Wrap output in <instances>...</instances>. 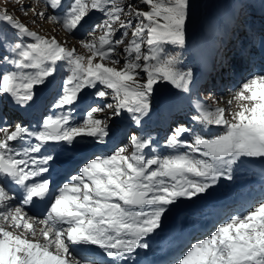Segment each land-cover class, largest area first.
Wrapping results in <instances>:
<instances>
[{"label": "snow or ice", "instance_id": "1", "mask_svg": "<svg viewBox=\"0 0 264 264\" xmlns=\"http://www.w3.org/2000/svg\"><path fill=\"white\" fill-rule=\"evenodd\" d=\"M256 2L239 0L243 23L237 18L232 37L242 60L259 57L261 65L234 85L226 107L201 102L197 72L184 61L197 0H139L146 11L131 0H43L39 12L20 6L70 34L83 30L88 55L0 12L7 29L0 28V264H139L179 202L234 180L242 159H264V0L259 29L249 19ZM93 11L103 19L90 22ZM61 64L66 75L57 85ZM37 89L56 94L33 125L20 113L40 111ZM179 98L189 100L190 123L171 111ZM154 116L169 121L162 145L152 135ZM174 264H264V196L224 217Z\"/></svg>", "mask_w": 264, "mask_h": 264}, {"label": "rangeland", "instance_id": "2", "mask_svg": "<svg viewBox=\"0 0 264 264\" xmlns=\"http://www.w3.org/2000/svg\"><path fill=\"white\" fill-rule=\"evenodd\" d=\"M67 2V0L65 1ZM131 2L135 5H138L141 10H148V8L144 5H139V0H131ZM233 2V3H232ZM237 4V5H236ZM24 5L25 8H31L34 7L36 9L37 12L41 11L42 9L45 8V5L43 4V1L40 0H0V12H2L3 10H7V12L11 15H13L14 17L18 18L21 22L25 23L30 30L36 31L38 32V34L40 35H44L47 37H53L55 36L56 39L62 43H64V46L66 48L72 49L75 48L78 54L81 55H88L89 53L87 52L86 49H84L81 46V39H75L74 37H72V35H70V33H68L60 23H54L51 20L48 19H41L39 17H34L33 12L31 10H29L27 12V15H25L21 10H20V6ZM254 7V8H253ZM252 9L250 10L251 15L249 17V19L253 22H255V25L258 24V26H260V12L259 11H255L254 9H258L260 8L259 2L257 0L256 3L253 4ZM237 8V9H236ZM219 10V11H218ZM48 14L51 15L52 11L51 9H48ZM127 11V9L125 8V12ZM240 6H239V0H197L196 3V8L194 11V14L192 16L191 21L189 22L188 25V45H192L193 49L189 52L188 49H186L183 53V57L185 62L186 61H192L195 59L200 60L201 62H203V65H207V67L209 68V70H212L213 64H212V59L210 54L208 53V50L210 49V47H212L213 49H217V45L221 44L220 41V33L217 34V36L213 34V32L216 31H220V29H227V38H229L231 40V42L227 43V42H222V45L224 46L223 49V57L226 59V56H228V52L230 50L231 47L236 46L235 45V40L232 37V28L234 26V24L237 21V18L240 19V22L243 23V17L240 14ZM95 13V11H93L90 16H92ZM99 14V12H97ZM219 13V14H218ZM222 16L224 18H226V22L224 21L221 26L222 28L219 27L220 25V21H219V17L222 18ZM127 19L126 15H122L121 16V20H125ZM35 20V23H33V21ZM228 23V24H227ZM229 26V27H228ZM0 28H4L6 29L5 25H0ZM206 31V33L204 32V30ZM201 34L202 40H199L197 38V34ZM95 36H99L102 33L97 31L95 33H93ZM9 35H11V32L9 31ZM205 36H210L211 37V41L206 40ZM241 38H243V33H240ZM120 37V33L116 34L115 38H119ZM127 39H131V30H129V35L127 37ZM258 41V38H256ZM213 40V41H212ZM247 42V41H245ZM121 48L123 47V45L120 46ZM194 47H199V51L197 53H192V51H196V48ZM169 51H171V49H169ZM211 55H213L215 53L214 50H211ZM209 57H208V56ZM218 58H221V56L219 55ZM222 59L219 60V63H221ZM209 62V63H208ZM198 63V62H197ZM238 63L234 60L233 62V66L237 67ZM199 67L196 65L195 66V70L197 71ZM59 69H65V70H58L57 73H59V77L60 79L66 75V65L61 64L59 65ZM202 69V67H201ZM225 69L227 70V66H225ZM236 71V70H235ZM220 75V81L221 83H227V76H226V72H221L219 73ZM206 80H208V77L205 78ZM206 85H203L198 88V94L200 96L201 102L202 103H206L208 105H211L212 107H216L219 106L221 104V101H223L224 98L228 97L229 99L231 98V92H233L235 89H231L230 88H226L224 86H222L221 90L219 89L218 93H210L205 91ZM170 87L169 86H163L161 89V92H168L170 91ZM42 91V89H37V92L40 93ZM90 91V90H89ZM47 92H49V90H47ZM47 92L45 94V97H47ZM222 92V93H220ZM203 95V96H202ZM40 98V102L42 103L44 98L43 94H39ZM216 98L217 102H214L213 98ZM3 106L5 108V110L7 112H12L11 109L8 108V104L7 103V97H3ZM54 99V98H53ZM52 102V101H51ZM180 106L183 110H190V107H187L185 105L181 104V100H179ZM222 105V104H221ZM227 106V105H226ZM232 110H236V103L235 101H233L232 103ZM230 118V117H229ZM168 123L169 121L164 120L163 121V129H160L159 131H154L152 133L153 138L156 139L155 136H157V140H162L164 141V137L165 134L167 132V127H168ZM194 128H196V130L199 132L200 128L198 125H193ZM151 128H156L151 127ZM216 129L217 132L216 133H221L224 131V129L222 127H212V128H207L205 127V132H209L210 130H214ZM211 133V132H209ZM212 134V133H211ZM156 147L157 150V146ZM129 151H131V149H129ZM259 160H264V159H259ZM252 163V165L255 167V170L253 173V180L255 179H260L263 178L264 179V168H262V166H264V163H260L257 164V162L255 161V158H245L242 159L240 161V163L235 167V181L233 182V184L240 183L241 181H248V178H244V175L247 174V172L251 171V169H254V167L250 164ZM261 169H258L260 168ZM250 174V176L253 175ZM249 176V177H250ZM231 181L226 182V184L230 185ZM253 183V182H252ZM261 184V183H260ZM223 180L220 182L218 187L213 188L210 191V194L214 197H216L219 193H222L223 191ZM237 189V188H233ZM248 195H245V198ZM256 196H258V194H253L252 198L254 197V199L256 198ZM208 196H204L201 197L199 200L204 201L207 200ZM225 199H234V194L233 192H229L227 191L225 194H222L218 197L217 202L222 203L224 202ZM257 199V198H256ZM214 201V199H213ZM216 202V200L214 201ZM209 215V219L210 221H212V216L209 213H207ZM205 214V215H207ZM215 216V215H214ZM204 218H200V221L198 223H196L197 226L203 227V223L205 222V220H202ZM188 224H191L190 221H186ZM182 226L181 222H178L176 229H173L170 233L167 232L166 234L168 236L172 235L173 236V241L170 240V242H174L177 238V236L180 235L179 229ZM39 236V235H38ZM30 239V238H29ZM200 239V238H197ZM173 248H169V250H171L172 252ZM169 253L165 254V256H167ZM172 264V263H171Z\"/></svg>", "mask_w": 264, "mask_h": 264}, {"label": "bare ground", "instance_id": "3", "mask_svg": "<svg viewBox=\"0 0 264 264\" xmlns=\"http://www.w3.org/2000/svg\"><path fill=\"white\" fill-rule=\"evenodd\" d=\"M237 9V8H236ZM219 11V10H218ZM240 12V11H239ZM219 14V13H218ZM226 22V21H225ZM228 24V23H227ZM229 27V26H228ZM162 89V88H161ZM41 98V97H40ZM183 100L184 99H186L187 101H189L187 98H182ZM229 100V98L228 97H226V98H224L223 99V101H221V104L219 105L220 107H226V102ZM41 103V102H40ZM12 106V105H11ZM243 187V184H239L237 187H230V189L229 190H227V191H229V192H233V188H242ZM248 197V196H247ZM246 197V198H247ZM256 198H258V196H256ZM234 199H243V196L242 195H234ZM252 199H254V197L252 198ZM211 203H209V206H212V205H214V203H216V206L217 207H219L220 206V204H219V202H214L215 201V199H214V201H213V199H211ZM203 206H204V203L202 202H195V203H191V204H189V206H187L185 209H184V211H183V213H187V214H190V215H192V213L193 212H196L199 208H203ZM205 214H207V213H205ZM200 215V217L199 218H204V219H202V220H205V222L203 223V227H205L206 225H207V223H209V222H211L210 221V217H209V215L207 214V215ZM215 217V216H214ZM212 219V218H211ZM187 220V219H186ZM177 224H178V221L176 220V221H173V219H172V221L170 222V224L168 225V226H166L165 228H164V233L163 234H160V235H158V236H155V238L154 237H152L151 238V240L149 241V243H150V245H151V247H150V249L149 250H146V253H145V251H142L141 252V254H143V261H144V264H146L147 263V259L149 258V257H152V259H156V260H158L159 258H162V260L165 258V254H167V253H169L168 255H170L172 252H171V250H169V248L166 246V240H172L173 241V239L175 238H173V236L172 235H170V236H168L166 233L167 232H171L173 229H176V226H177ZM192 224V223H191ZM198 240V239H197ZM145 259V260H144ZM141 259L139 258V261H140ZM142 261V260H141Z\"/></svg>", "mask_w": 264, "mask_h": 264}]
</instances>
